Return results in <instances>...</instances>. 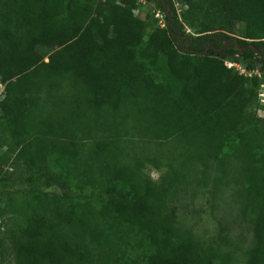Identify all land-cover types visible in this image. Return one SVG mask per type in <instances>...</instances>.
Here are the masks:
<instances>
[{
	"label": "trees",
	"instance_id": "16d2710c",
	"mask_svg": "<svg viewBox=\"0 0 264 264\" xmlns=\"http://www.w3.org/2000/svg\"><path fill=\"white\" fill-rule=\"evenodd\" d=\"M184 1L178 16L156 0L160 29L133 0H0V264H212L174 205L204 186L251 229L246 264H264V74L224 66L264 70V0ZM131 138L179 146L159 182L147 156L123 162ZM231 142L236 178L217 156ZM15 174L41 188L10 190ZM229 230L220 222L215 240Z\"/></svg>",
	"mask_w": 264,
	"mask_h": 264
},
{
	"label": "rangeland",
	"instance_id": "374dc122",
	"mask_svg": "<svg viewBox=\"0 0 264 264\" xmlns=\"http://www.w3.org/2000/svg\"><path fill=\"white\" fill-rule=\"evenodd\" d=\"M116 1L120 2L121 0ZM133 1L135 2L134 15L137 20L139 22H143L145 15L150 12L153 17L158 20V26L160 28V19L156 18L155 14L158 11L161 12V10L156 6V0H145L144 3H140V1L137 0ZM173 3L177 12L187 8V4L184 0H173ZM186 32L190 35H194L193 31L190 29H186ZM233 36L238 39L243 37L242 24H238L236 26ZM42 52L46 56L44 60L47 61V56L52 52V50L44 49ZM4 93V84L0 82V101L4 98ZM40 104L41 102L37 104V109L35 112H38V110L44 108V104ZM38 107L40 109H38ZM255 112V120L253 119V121L258 123L256 125L261 126L262 122L257 120L264 119V104H258ZM40 122L41 119L38 117V115L31 113L26 120V127L30 132H35L34 134L36 135V132H40L41 130L40 128L42 125H40ZM59 141L60 139H57V142ZM227 144L222 147L220 153L217 156L219 158H223L225 155H230L232 157L231 159L227 160L229 163L227 164V170L230 172L231 177L236 178L242 168V163L238 162L233 157V142H231L229 145ZM176 146L177 144L172 140L161 145L159 143H149L145 140L134 138L129 140L123 139L121 141V148H123L122 150L124 154L123 162L133 165L134 160H142L147 156L152 161H147L144 163L145 166L143 172L147 174L152 181L159 182L161 177L168 170V164L173 162L172 158L176 157L178 154L179 146L178 148ZM4 150V148H0V153H2ZM155 159L159 164L158 167L153 165V160ZM4 171L6 173H10L15 172L16 170L13 167L7 165L4 167ZM16 174L10 181V190H20L23 192L29 190L30 188H41V186L37 184L30 185L23 183L19 175ZM48 191L57 192L58 190L56 188H48ZM195 192L196 193H192V191H189V194L182 193L180 197L174 199V205L177 207V213L179 220L181 221V226L183 228H190L193 231L195 241L199 243L198 246H200V248L203 250L201 256L209 258L212 264H246L248 252L252 243V235L250 232L251 229H249V226L238 222L235 216L231 213L226 195L215 198L213 197L212 193H210L211 188L205 186L200 188L198 191L195 190ZM220 222L222 225H229L230 230L225 233L228 238L225 237L217 241L215 240L217 239L216 230L218 229ZM111 243L113 244L112 240ZM125 254L132 255L134 253L126 249ZM104 256L108 259H112V256L114 255L113 253H107Z\"/></svg>",
	"mask_w": 264,
	"mask_h": 264
},
{
	"label": "built area",
	"instance_id": "2783aa9c",
	"mask_svg": "<svg viewBox=\"0 0 264 264\" xmlns=\"http://www.w3.org/2000/svg\"><path fill=\"white\" fill-rule=\"evenodd\" d=\"M137 1H140V3H144L145 2V0H137ZM172 3H173V0H172ZM173 8L176 11V14L178 16L183 11V10H181V11L177 12V10L174 7V3H173ZM155 17L160 19V25H161L160 28L161 29H165L166 26H167V23H166V20H165V12H163L162 10H161V12L158 11L155 14ZM236 46L238 47L237 44H236ZM254 54L257 55V52H255ZM235 57H238V56L236 55ZM224 66L226 68H228V69H231V70H234V71L238 72L240 75H242V76H244L246 78L257 77V78L261 79L262 74H264V70L261 71L260 68H258V67H256L253 70H247L239 61H237L235 59H233V60H225L224 61ZM258 103L261 104V105L264 104V84L263 83H260V85H259Z\"/></svg>",
	"mask_w": 264,
	"mask_h": 264
},
{
	"label": "water",
	"instance_id": "95a60500",
	"mask_svg": "<svg viewBox=\"0 0 264 264\" xmlns=\"http://www.w3.org/2000/svg\"><path fill=\"white\" fill-rule=\"evenodd\" d=\"M237 39H238V38L232 36V38H231L230 40H228V41H226V42L224 43L223 48H224V47H225L230 41H232V42H234V43H237Z\"/></svg>",
	"mask_w": 264,
	"mask_h": 264
}]
</instances>
